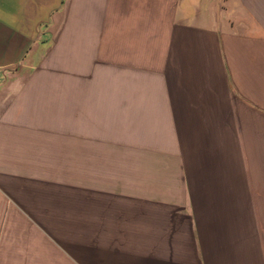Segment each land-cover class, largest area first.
I'll use <instances>...</instances> for the list:
<instances>
[{"label": "crops", "instance_id": "0c3cea01", "mask_svg": "<svg viewBox=\"0 0 264 264\" xmlns=\"http://www.w3.org/2000/svg\"><path fill=\"white\" fill-rule=\"evenodd\" d=\"M39 219L66 264H264V0H0V264Z\"/></svg>", "mask_w": 264, "mask_h": 264}, {"label": "rangeland", "instance_id": "374dc122", "mask_svg": "<svg viewBox=\"0 0 264 264\" xmlns=\"http://www.w3.org/2000/svg\"><path fill=\"white\" fill-rule=\"evenodd\" d=\"M51 232L50 220L39 219L37 264H66L65 253L53 251L56 249L57 243L65 248H67V244L63 239L58 241L56 237H52Z\"/></svg>", "mask_w": 264, "mask_h": 264}]
</instances>
